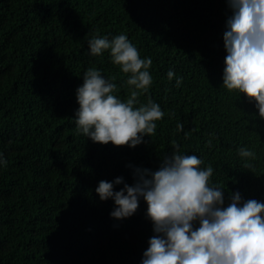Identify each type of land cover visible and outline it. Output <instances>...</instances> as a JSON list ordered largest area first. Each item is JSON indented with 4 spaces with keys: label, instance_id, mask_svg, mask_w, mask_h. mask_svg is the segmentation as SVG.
<instances>
[{
    "label": "trees",
    "instance_id": "16d2710c",
    "mask_svg": "<svg viewBox=\"0 0 264 264\" xmlns=\"http://www.w3.org/2000/svg\"><path fill=\"white\" fill-rule=\"evenodd\" d=\"M227 15L226 0H0V264H140L153 235L144 201L117 220L94 189L117 176L131 185L135 167L157 170L174 145L213 168L226 202L236 191L264 201V119L222 86ZM119 34L152 60L134 107L151 99L164 112L134 147L93 143L73 119L89 68L129 97L130 74L87 46Z\"/></svg>",
    "mask_w": 264,
    "mask_h": 264
},
{
    "label": "clouds",
    "instance_id": "9594fccd",
    "mask_svg": "<svg viewBox=\"0 0 264 264\" xmlns=\"http://www.w3.org/2000/svg\"><path fill=\"white\" fill-rule=\"evenodd\" d=\"M226 7L222 86L244 93L264 119V0H226ZM87 46L94 56L108 50L111 62L130 74L126 82L132 90L122 100L113 94L117 85L99 69L85 71L75 88L78 107L73 119L78 134L93 143L128 147L142 143L145 135L154 134L155 121L164 116L151 99L134 107L152 84L151 58H141L125 34L112 39L94 36ZM167 77H174L171 69ZM180 82L177 77L176 84ZM182 127L177 124L178 131ZM174 147L157 170L135 167L131 185L117 176L98 181L94 189L100 201L113 202L110 216L117 220L131 217L144 201L153 235L140 264H264V201L245 200L236 191L226 202L223 189L209 183L213 168H201V158L181 154ZM238 155L256 157L245 147ZM6 163L0 153V166ZM244 166L251 167L247 161ZM117 185L123 186L116 190Z\"/></svg>",
    "mask_w": 264,
    "mask_h": 264
}]
</instances>
